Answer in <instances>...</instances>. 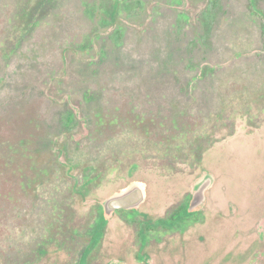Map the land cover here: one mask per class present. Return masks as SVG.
I'll list each match as a JSON object with an SVG mask.
<instances>
[{"label":"rangeland","instance_id":"obj_1","mask_svg":"<svg viewBox=\"0 0 264 264\" xmlns=\"http://www.w3.org/2000/svg\"><path fill=\"white\" fill-rule=\"evenodd\" d=\"M116 1L0 0V264H78L98 202L132 182L155 218L213 176L157 264L222 223L233 249L235 190L264 200V0H124L110 24ZM110 227L90 263L136 264V228Z\"/></svg>","mask_w":264,"mask_h":264},{"label":"flooded vegetation","instance_id":"obj_2","mask_svg":"<svg viewBox=\"0 0 264 264\" xmlns=\"http://www.w3.org/2000/svg\"><path fill=\"white\" fill-rule=\"evenodd\" d=\"M122 1L124 0H117L115 2V4L118 3L117 11ZM115 4L111 13L114 10ZM90 181H86L79 188L73 187V192L78 195L79 198L85 199L86 189L90 185ZM214 186L215 184L211 181L208 182L207 185L202 186V192H200L203 194L204 200L202 204L191 210L193 202L198 194V190L201 189V186H198L197 183L196 185L192 184L191 190L186 199L179 205L173 207L164 217L153 218L147 214L141 213L140 209L144 204L139 208L116 210L112 212V214L107 215L102 205L105 199L102 202H98L100 215L96 218L93 224L90 242L83 250L78 264H92L89 261L91 254H93L92 252L96 247H99L102 240L105 238L107 230L111 228L112 221L116 216L121 217L123 223L132 225L137 230L139 243L136 252L134 253V259L137 262L136 264H157V261L159 260L156 258V243L158 242V238L168 235H184L187 229L193 224L201 220L203 221L204 217H206L205 210L208 205L209 194ZM237 188L243 190L242 185H239ZM242 193L243 191H241L239 198L237 196V189L235 190V196L238 201L236 202L237 206H234V212L238 215V221L236 223L237 234L232 238L234 242L233 249L226 247L224 244L226 239H228V235H225V223H222L217 229L213 230L210 239L206 234L202 235L201 245L204 244L205 246L204 249H200V255L194 254V249L188 246L180 247L178 250L180 252L177 251L176 253H171L167 251L166 254L164 253L165 259L163 260H166L165 264H246V255H251V251H254L252 256H256L257 250H259L258 253L261 251L264 253V246H262L264 245V200H252L249 202L248 206H243V204L246 203L243 201ZM245 207H247L246 212L250 213L248 221H245L242 216ZM212 228L216 227L212 225L209 230H212ZM250 229L253 231L248 233ZM256 240L260 241L259 245H261V250L256 248ZM122 243L124 248H127L128 243H126V241H123ZM47 250L48 246L46 244L42 245L39 249L44 256L48 255ZM243 251H246L247 253H243ZM166 255L170 256L167 257ZM195 257L201 262L196 263ZM184 258L185 260H183ZM262 261H264V258L262 257H254L253 259L251 257V260L248 258V264H264ZM109 264H118V261L113 260ZM122 264L134 263L122 262Z\"/></svg>","mask_w":264,"mask_h":264},{"label":"water","instance_id":"obj_3","mask_svg":"<svg viewBox=\"0 0 264 264\" xmlns=\"http://www.w3.org/2000/svg\"><path fill=\"white\" fill-rule=\"evenodd\" d=\"M213 182L212 175H206L201 179L197 185L201 186L198 190L195 201L193 202L192 208L202 204L204 200L202 192V186L207 185L208 182ZM201 191V192H200ZM147 198L146 186L141 182H132L127 187L121 189L119 192L111 195L105 199L102 203L106 214L110 215L116 210H130L133 208H139Z\"/></svg>","mask_w":264,"mask_h":264},{"label":"trees","instance_id":"obj_4","mask_svg":"<svg viewBox=\"0 0 264 264\" xmlns=\"http://www.w3.org/2000/svg\"><path fill=\"white\" fill-rule=\"evenodd\" d=\"M50 1V0H49ZM117 6H118V3H116L115 4V7H114V10H113V12L112 13H110V15H109V18H110V24H111V21H114V18H115V16H116V14H117ZM105 22V24H107L106 23V21H104Z\"/></svg>","mask_w":264,"mask_h":264}]
</instances>
